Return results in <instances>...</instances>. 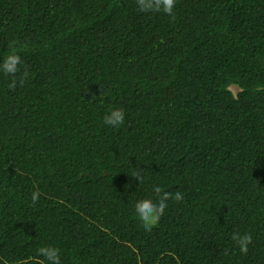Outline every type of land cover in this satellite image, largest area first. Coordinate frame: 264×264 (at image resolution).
<instances>
[{
	"label": "trees",
	"instance_id": "1",
	"mask_svg": "<svg viewBox=\"0 0 264 264\" xmlns=\"http://www.w3.org/2000/svg\"><path fill=\"white\" fill-rule=\"evenodd\" d=\"M174 15L0 0V61L15 40L28 72L15 90L0 73L8 264L41 246L61 264H264V0H177ZM156 185L184 199L149 233L134 205Z\"/></svg>",
	"mask_w": 264,
	"mask_h": 264
},
{
	"label": "clouds",
	"instance_id": "2",
	"mask_svg": "<svg viewBox=\"0 0 264 264\" xmlns=\"http://www.w3.org/2000/svg\"><path fill=\"white\" fill-rule=\"evenodd\" d=\"M137 9L141 13H163L172 19H175L174 9L177 0H135ZM17 42L13 40L9 45L11 51L2 61H0V73L11 77V82L8 84L9 89L15 90L17 84L23 86L25 80L28 78V72L25 70L22 78L19 81L16 79L17 74L21 72L22 60L16 50ZM125 122V112L121 108H111L103 118V123L111 128H118ZM142 171H134L132 177L139 179L140 183L143 181ZM153 192L156 199H141L134 205L135 214L138 217L142 228L146 232H151L158 226L165 210L168 208V201L172 200L177 203L183 201L184 194L181 191L175 193L164 191L159 185L153 187ZM39 190L31 193L32 204L35 205L40 197ZM232 241L239 248L242 255H247L248 246L252 243V236L250 233L241 235L234 233L231 237ZM227 254V253H225ZM0 264H8L7 260L0 258ZM15 264H61L60 249L52 246H41L38 248L35 257L21 259L15 261Z\"/></svg>",
	"mask_w": 264,
	"mask_h": 264
},
{
	"label": "rangeland",
	"instance_id": "3",
	"mask_svg": "<svg viewBox=\"0 0 264 264\" xmlns=\"http://www.w3.org/2000/svg\"><path fill=\"white\" fill-rule=\"evenodd\" d=\"M231 90H232V92L234 93V94H236L238 91H239V89L237 88V87H231Z\"/></svg>",
	"mask_w": 264,
	"mask_h": 264
}]
</instances>
